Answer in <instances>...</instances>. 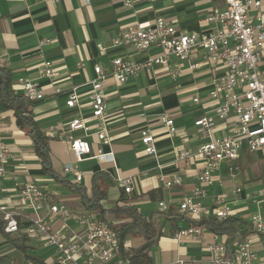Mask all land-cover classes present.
Listing matches in <instances>:
<instances>
[{
	"label": "crops",
	"instance_id": "crops-1",
	"mask_svg": "<svg viewBox=\"0 0 264 264\" xmlns=\"http://www.w3.org/2000/svg\"><path fill=\"white\" fill-rule=\"evenodd\" d=\"M261 1V9L251 11L253 18L259 12L264 15V0ZM224 6L222 0H91L89 5L86 0H0V53L8 60L3 67L11 72L12 93L22 94L20 79L39 85L44 99L35 104L32 114L45 132L58 124L66 128L77 113L83 115L91 126L89 135L82 132L76 134L92 144V154L78 163L79 170L84 173L83 181L77 183L75 175L64 173L67 163L76 162L69 143L64 140L51 139L49 142L53 168L64 180L85 186L90 194L93 176L98 173L107 175V198L101 202L105 209L114 208L123 196L127 204L155 221V229L162 233L168 231L167 236L173 245L171 250L157 254L160 264H211L206 244L214 240L218 243L227 241V237L217 236L207 228L202 239L177 241L173 238L176 230L193 222L180 215L179 204L197 187L195 175L204 165L198 160L190 166L182 163L178 167L175 157L182 150L195 152L204 143L199 129L195 127V120L214 114L216 106L209 99V93L214 79L222 76L225 68L211 63L202 51H196L183 62L170 58L171 68L181 65V74L176 81L172 80L168 68L160 66L145 70L125 85L110 77L105 86L110 145H103L95 135L96 123L91 117L88 99L89 82L94 77L96 65L111 70L114 58L137 62L147 58V54L132 47H114L113 41L121 32L137 24L153 23L162 17L182 32L208 33L212 27L201 24V20L213 8ZM42 39L51 42L40 47ZM99 44L107 48L105 53L99 50ZM159 52L156 48L149 51L150 55ZM45 60L54 64V79L42 77ZM195 65H198L197 68H194ZM260 67L264 78V56ZM74 88L79 95V104L70 109L66 103ZM195 97L200 99V104L194 103ZM165 114L174 118L177 127L175 135H169L161 125L160 119ZM233 118L230 121L234 122ZM145 128H150L155 135L156 157L148 156L141 142V131ZM219 128L218 136L229 131L226 123H220ZM0 139L15 155V159L9 162L8 172L17 179L15 183H4L2 195H12L17 186L33 182L50 192L54 203H64L72 211L83 215L91 212L83 206L82 199L73 189L44 173L30 137L17 127L13 111L5 110L1 103ZM100 150L105 154L113 153L115 165L100 162L96 158ZM251 154L256 157L255 160H264L261 153L244 150L235 162L254 160L248 157ZM87 163V166H82ZM232 163H223L216 172L215 183L208 189L209 196L203 200L204 205L212 209L214 196L222 195L233 216L249 224L256 213H262L264 218V203H258L264 197L260 194L264 191V166L248 167L253 177L242 179ZM118 172L123 177L135 179L130 194L125 193L117 183ZM176 174L183 177L181 187L167 188L159 179L160 176L169 179ZM163 201L168 203L169 210L160 214L158 207ZM43 215L50 221L46 211ZM114 221L117 224L121 222ZM7 235L0 227V257L4 258L5 264H50L56 258L54 248L29 238L25 247L19 249L13 240L26 236L23 233ZM132 240H143L140 246L146 242L143 237ZM125 243L134 248L130 242ZM155 243L153 239L152 260ZM256 250L258 261L264 264V234L256 238Z\"/></svg>",
	"mask_w": 264,
	"mask_h": 264
},
{
	"label": "built area",
	"instance_id": "built-area-1",
	"mask_svg": "<svg viewBox=\"0 0 264 264\" xmlns=\"http://www.w3.org/2000/svg\"><path fill=\"white\" fill-rule=\"evenodd\" d=\"M224 7L213 8L201 24L210 25L208 33L194 34L182 32L175 24L165 18H158L153 23H141L121 32L113 41L114 47H132L140 53L147 54L142 62L117 57L112 60L111 70L102 65L94 67V77L90 80L88 99L91 117L95 121L98 140L103 145H110V127L108 124V104L105 97V86L110 77L120 85L135 79L145 70L160 66L168 68L172 80L181 74V65L170 66V58L180 62L186 61L196 51H202L205 58L214 65H222L225 72L213 81L209 99L216 106L214 114L203 115L195 120V127L200 131L204 143L197 151L182 150L176 154L175 164L190 166L196 161L204 165L196 172L197 187L179 204L180 215L191 219L188 226L174 232L177 241L185 239H202L207 231L198 221L210 216L218 220L233 217V211L224 196L215 195L213 207L208 209L203 200L209 196L208 189L215 183V174L223 163H232L241 158L244 150L250 153H261L264 157V78L260 71L264 50V15L259 12L254 18L253 9L260 10L261 0H222ZM91 0H86L89 5ZM51 41L42 39L40 47ZM101 52L107 48L98 45ZM153 48L160 52L150 55ZM8 60L0 53V66L7 65ZM52 61L45 60L42 66V77L54 79L56 73ZM81 66V64H79ZM195 65L194 68H197ZM22 94L31 103L44 99L39 85L33 81L20 79ZM200 104L198 97L194 98ZM67 106L75 109L79 104V95L74 88L67 100ZM234 117L233 121H230ZM161 125L169 135L177 133L174 118L165 114L160 119ZM233 122V123H232ZM220 123H226L228 133L218 136ZM231 123V124H230ZM78 132L89 135L91 126L77 113L65 128L62 124L48 129L47 136L52 140H64L69 143L76 162L64 166L65 175L73 174L77 183L84 179V173L78 163L92 154V144L84 137L76 136ZM141 142L150 157L157 156L156 138L150 128L141 131ZM96 158L100 162L115 165L113 153L98 151ZM15 155L8 145L0 139V221L8 235L23 233L29 239L54 248L55 260L50 264H131L120 255L121 240L119 233L98 212L79 214L64 203H54L52 195L43 186L27 183L17 186L14 194L2 195L6 181H15L16 177L8 172V165ZM159 179L167 188L181 187L183 177L176 174L169 179ZM117 183L125 193L133 191L134 178L116 176ZM264 196V191H260ZM264 203V197L258 202ZM159 213L169 210L167 202L159 203ZM47 212L46 216L43 212ZM56 222V224H53ZM26 223V224H24ZM74 225V227L72 226ZM254 234L229 245L227 241L206 244L211 264H261L258 261L256 238L264 234L262 213L251 217ZM182 263V262H180Z\"/></svg>",
	"mask_w": 264,
	"mask_h": 264
},
{
	"label": "trees",
	"instance_id": "trees-1",
	"mask_svg": "<svg viewBox=\"0 0 264 264\" xmlns=\"http://www.w3.org/2000/svg\"><path fill=\"white\" fill-rule=\"evenodd\" d=\"M11 86V72L8 68L0 66V103L5 110L13 111L17 127L30 137L44 173L55 181L73 189L75 194L80 196L82 204L87 210L98 212L109 223L108 216L119 222L121 221L117 225L110 224L119 233L121 240L120 255L122 259L130 261L131 264H151L152 258L150 252L153 247L155 221L151 218L147 219L136 207L127 204L123 196L114 208L105 209L101 204L107 198V188L105 185H107L108 178L104 173H98L93 176L91 194L85 186L72 184L64 180L55 171L51 163L49 145L51 139L45 131L41 130L33 118L32 111L36 103L29 102L23 94L12 93L10 90ZM198 223L204 225L217 236L227 237L229 245L238 239L242 240L254 234L248 222L235 216L223 220L207 216L198 221ZM0 227L4 230V224L1 222ZM137 237L145 238V244L136 249L126 245L127 239ZM27 240L28 237L21 236L13 241L19 249H22L25 247L24 244ZM0 264H5L4 258L0 257Z\"/></svg>",
	"mask_w": 264,
	"mask_h": 264
},
{
	"label": "rangeland",
	"instance_id": "rangeland-1",
	"mask_svg": "<svg viewBox=\"0 0 264 264\" xmlns=\"http://www.w3.org/2000/svg\"><path fill=\"white\" fill-rule=\"evenodd\" d=\"M248 157H250V158H252L254 160H248L246 162H234L231 165L233 168H238L237 172H238V174H240L242 179L247 178V177L248 178H252L253 177V174L250 173V171L248 170V167L264 166V160H255L256 157L253 154L249 155ZM87 165H88V163L84 164L82 166L85 167ZM107 219L110 221V223L112 225H117V223L114 221L113 218L108 217ZM167 232L166 233H164V232L162 233V232L158 231V229H155V234L153 236V239H154V242H156V243L154 245V249L152 250L153 260H152L151 264H160L161 260L157 259V254L158 253H163V251H165V250H171L173 242L167 236V234H168ZM126 242H130L131 246L134 247V249H136V248H138L140 246L139 243H142L143 240H140V241L136 242V241H133L132 239H127ZM126 245L128 246V244H126ZM95 264H101V263L96 262Z\"/></svg>",
	"mask_w": 264,
	"mask_h": 264
}]
</instances>
